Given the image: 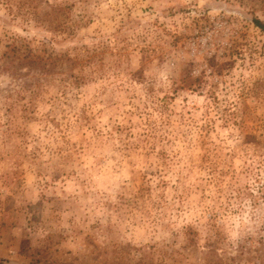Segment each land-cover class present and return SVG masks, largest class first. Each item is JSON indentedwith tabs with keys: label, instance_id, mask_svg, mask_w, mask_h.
<instances>
[{
	"label": "rangeland",
	"instance_id": "obj_1",
	"mask_svg": "<svg viewBox=\"0 0 264 264\" xmlns=\"http://www.w3.org/2000/svg\"><path fill=\"white\" fill-rule=\"evenodd\" d=\"M264 0H0V264H264Z\"/></svg>",
	"mask_w": 264,
	"mask_h": 264
},
{
	"label": "trees",
	"instance_id": "obj_2",
	"mask_svg": "<svg viewBox=\"0 0 264 264\" xmlns=\"http://www.w3.org/2000/svg\"><path fill=\"white\" fill-rule=\"evenodd\" d=\"M254 23L264 31V21L258 17L254 18ZM0 261H2L0 259Z\"/></svg>",
	"mask_w": 264,
	"mask_h": 264
}]
</instances>
